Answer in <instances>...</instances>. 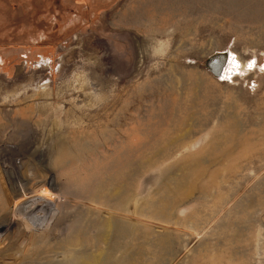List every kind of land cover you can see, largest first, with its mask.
Here are the masks:
<instances>
[{
  "label": "rangeland",
  "instance_id": "1",
  "mask_svg": "<svg viewBox=\"0 0 264 264\" xmlns=\"http://www.w3.org/2000/svg\"><path fill=\"white\" fill-rule=\"evenodd\" d=\"M0 264H264V0H0Z\"/></svg>",
  "mask_w": 264,
  "mask_h": 264
},
{
  "label": "water",
  "instance_id": "2",
  "mask_svg": "<svg viewBox=\"0 0 264 264\" xmlns=\"http://www.w3.org/2000/svg\"><path fill=\"white\" fill-rule=\"evenodd\" d=\"M227 55V53H222L211 58L209 61H207L206 68L209 69L215 76H219L220 70H217V68L220 69L224 66ZM215 65L217 66L215 67Z\"/></svg>",
  "mask_w": 264,
  "mask_h": 264
},
{
  "label": "bare ground",
  "instance_id": "3",
  "mask_svg": "<svg viewBox=\"0 0 264 264\" xmlns=\"http://www.w3.org/2000/svg\"><path fill=\"white\" fill-rule=\"evenodd\" d=\"M232 55V54H231ZM228 58V56L226 57V59H225V64H224V66L222 67V68H220V69H218L217 68V70H220V73L219 74H223V72H224V70L226 69V63H227V59ZM233 60L235 61V59H234V57L233 56H230V58H229V60H228V63H229V65L233 62ZM235 63V62H234ZM217 64V63H216ZM219 64V63H218ZM235 65V64H234ZM237 65V64H236ZM217 65H215V67H216ZM219 66V65H218ZM222 72V73H221Z\"/></svg>",
  "mask_w": 264,
  "mask_h": 264
}]
</instances>
